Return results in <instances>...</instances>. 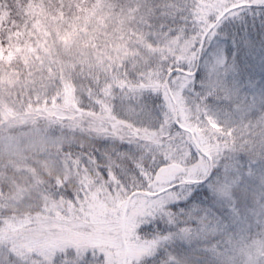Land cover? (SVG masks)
Here are the masks:
<instances>
[{"label": "snow or ice", "instance_id": "6c2138e0", "mask_svg": "<svg viewBox=\"0 0 264 264\" xmlns=\"http://www.w3.org/2000/svg\"><path fill=\"white\" fill-rule=\"evenodd\" d=\"M0 264H264V0H0Z\"/></svg>", "mask_w": 264, "mask_h": 264}]
</instances>
